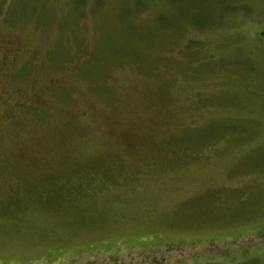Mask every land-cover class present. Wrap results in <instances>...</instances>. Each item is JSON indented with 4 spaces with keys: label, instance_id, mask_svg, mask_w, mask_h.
Returning a JSON list of instances; mask_svg holds the SVG:
<instances>
[{
    "label": "rangeland",
    "instance_id": "obj_1",
    "mask_svg": "<svg viewBox=\"0 0 264 264\" xmlns=\"http://www.w3.org/2000/svg\"><path fill=\"white\" fill-rule=\"evenodd\" d=\"M264 0H0V264H264Z\"/></svg>",
    "mask_w": 264,
    "mask_h": 264
},
{
    "label": "trees",
    "instance_id": "obj_2",
    "mask_svg": "<svg viewBox=\"0 0 264 264\" xmlns=\"http://www.w3.org/2000/svg\"><path fill=\"white\" fill-rule=\"evenodd\" d=\"M264 34V33H263Z\"/></svg>",
    "mask_w": 264,
    "mask_h": 264
}]
</instances>
